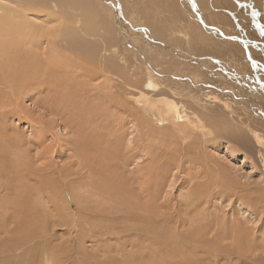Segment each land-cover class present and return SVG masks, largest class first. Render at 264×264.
Instances as JSON below:
<instances>
[{"label":"rangeland","instance_id":"rangeland-1","mask_svg":"<svg viewBox=\"0 0 264 264\" xmlns=\"http://www.w3.org/2000/svg\"><path fill=\"white\" fill-rule=\"evenodd\" d=\"M83 1L0 86V264H264V0Z\"/></svg>","mask_w":264,"mask_h":264},{"label":"bare ground","instance_id":"bare-ground-1","mask_svg":"<svg viewBox=\"0 0 264 264\" xmlns=\"http://www.w3.org/2000/svg\"><path fill=\"white\" fill-rule=\"evenodd\" d=\"M16 3L17 9L0 6L3 8H0V86L20 90L29 86L34 79L36 81L37 78L43 77V81L51 84L53 89H61L62 92L63 84L60 81L52 82L53 76L47 73V70L41 69L39 65H43V63L47 65L55 61L59 64L60 69L64 64L63 62H65L64 55L70 50L68 48L69 43L73 45L82 39L84 32L88 34L87 31H90L89 26L93 24L89 25L87 20L82 21V18L86 16L84 11L85 2L83 0H77L76 2L70 0H40L37 4L36 0H17ZM55 8L60 10L56 11ZM44 9L52 10L51 19L56 26L51 29L46 28L43 31V27L31 21L29 17L30 14L37 15L38 12ZM69 10L81 11L82 13L74 14ZM39 17L41 18V16ZM88 20H91V17ZM78 24L80 26L76 29ZM80 31L82 34H79ZM16 52L22 53L24 58L20 61L14 58L12 55ZM20 66L25 68L23 69L24 73ZM149 85L152 84H148V87ZM48 86L50 87V85ZM166 113L168 115L173 114L177 121L183 118L174 108V105L171 104H168ZM256 138L258 142L263 143L259 136Z\"/></svg>","mask_w":264,"mask_h":264},{"label":"snow or ice","instance_id":"snow-or-ice-1","mask_svg":"<svg viewBox=\"0 0 264 264\" xmlns=\"http://www.w3.org/2000/svg\"><path fill=\"white\" fill-rule=\"evenodd\" d=\"M262 32H264V29H262Z\"/></svg>","mask_w":264,"mask_h":264}]
</instances>
